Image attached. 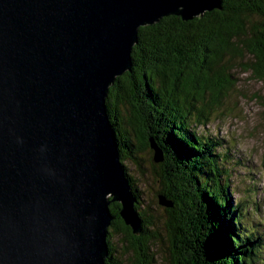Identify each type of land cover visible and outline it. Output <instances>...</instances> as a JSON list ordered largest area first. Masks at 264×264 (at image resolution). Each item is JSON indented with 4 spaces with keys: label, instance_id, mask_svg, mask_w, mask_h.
Returning a JSON list of instances; mask_svg holds the SVG:
<instances>
[{
    "label": "water",
    "instance_id": "95a60500",
    "mask_svg": "<svg viewBox=\"0 0 264 264\" xmlns=\"http://www.w3.org/2000/svg\"><path fill=\"white\" fill-rule=\"evenodd\" d=\"M220 9L221 0H0V264H105L111 203L140 234L108 89L131 70L139 28ZM150 150L162 163L152 140Z\"/></svg>",
    "mask_w": 264,
    "mask_h": 264
},
{
    "label": "trees",
    "instance_id": "16d2710c",
    "mask_svg": "<svg viewBox=\"0 0 264 264\" xmlns=\"http://www.w3.org/2000/svg\"><path fill=\"white\" fill-rule=\"evenodd\" d=\"M245 56L250 63L242 64ZM131 63L108 89L106 104L141 231L133 235L120 218V204L111 203L105 264L116 254L115 236L136 264L162 243L154 233L157 219L139 205L126 173L125 164H131L146 177L145 162L150 179L159 180L156 197L171 203L162 220L173 249L167 263L264 264V218L242 217L247 209L256 217L257 205L231 199L237 186L230 181L241 163L221 140L196 132L223 108L234 87V69L241 67L264 83V0H221L220 10L191 21L168 16L141 27ZM150 140L162 151L160 164L152 162Z\"/></svg>",
    "mask_w": 264,
    "mask_h": 264
},
{
    "label": "rangeland",
    "instance_id": "374dc122",
    "mask_svg": "<svg viewBox=\"0 0 264 264\" xmlns=\"http://www.w3.org/2000/svg\"><path fill=\"white\" fill-rule=\"evenodd\" d=\"M250 59L249 56H245L242 64L250 63ZM231 75L234 87L225 98L223 108L207 125L197 127L196 132L221 140V144L228 147L233 161L237 160L241 163L240 166L237 165L235 176L230 181L232 187L237 186L233 190L231 199L255 202L257 216L251 218L247 213L248 211L251 213L252 210L247 209L242 212L244 214L242 217H248L253 222L256 220L261 222L259 216L264 218V83L241 67L234 69ZM125 167L126 173L132 178V188L137 191L139 205L145 206V211L148 213L151 211L154 219H157L154 233L157 237L159 235V240L162 242L152 246L151 250H148V255L140 258L141 264H150L151 255H153L151 264H169L168 259L173 249L171 241L162 228L163 207L158 205L156 197L159 180L150 179L148 175L150 168L146 162L143 165L147 173L146 177H140L138 170L131 164H125ZM251 185L256 186L253 191ZM147 207L149 211L146 210ZM262 224L264 226V222ZM112 242L113 250L116 252L113 253V264H136L131 251L125 250L120 236L113 237ZM166 256L168 263L165 260Z\"/></svg>",
    "mask_w": 264,
    "mask_h": 264
},
{
    "label": "flooded vegetation",
    "instance_id": "af4514ba",
    "mask_svg": "<svg viewBox=\"0 0 264 264\" xmlns=\"http://www.w3.org/2000/svg\"><path fill=\"white\" fill-rule=\"evenodd\" d=\"M108 232H109V230H108ZM113 256V255H112ZM112 264H113V261H112Z\"/></svg>",
    "mask_w": 264,
    "mask_h": 264
},
{
    "label": "bare ground",
    "instance_id": "6f19581e",
    "mask_svg": "<svg viewBox=\"0 0 264 264\" xmlns=\"http://www.w3.org/2000/svg\"><path fill=\"white\" fill-rule=\"evenodd\" d=\"M172 262V261H171Z\"/></svg>",
    "mask_w": 264,
    "mask_h": 264
}]
</instances>
